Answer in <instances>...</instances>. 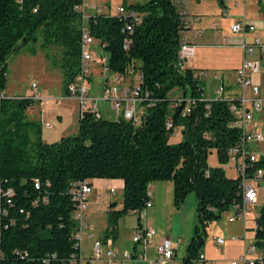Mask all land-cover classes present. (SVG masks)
I'll return each mask as SVG.
<instances>
[{
    "label": "trees",
    "instance_id": "trees-1",
    "mask_svg": "<svg viewBox=\"0 0 264 264\" xmlns=\"http://www.w3.org/2000/svg\"><path fill=\"white\" fill-rule=\"evenodd\" d=\"M182 2L121 0L123 14L104 3L106 9L87 18L90 34L108 54V71L139 87L138 120H108L83 111L74 135L43 142L36 131L31 139L25 120L33 99L5 97L7 60L39 39L42 46L60 47L62 91L68 95L80 69L81 0H0V264H80L74 182L123 181L121 207L108 204L103 240L116 238L122 216L144 208L151 182L172 181L177 207L194 193L196 224L183 264L197 257L207 225L240 199L242 176L225 172L241 129L234 125L230 100L208 98L199 72L179 65ZM175 88L182 97L170 99ZM176 129L182 136L173 143ZM212 152L214 166L207 162ZM248 162L244 177L264 170V156ZM255 223L253 244L263 252L264 205ZM262 259L247 264H264Z\"/></svg>",
    "mask_w": 264,
    "mask_h": 264
},
{
    "label": "rangeland",
    "instance_id": "rangeland-1",
    "mask_svg": "<svg viewBox=\"0 0 264 264\" xmlns=\"http://www.w3.org/2000/svg\"><path fill=\"white\" fill-rule=\"evenodd\" d=\"M98 2L112 3V12H116V7L120 3L117 0H98ZM254 4L253 16L248 21L254 25L257 31H263L264 17L260 16L263 12L258 6L257 1ZM234 12H241L240 6H234ZM89 13L87 12V14ZM222 18L216 19L218 28L214 31L215 36L219 40L225 36L227 43L221 44L219 42L216 45L213 43L212 45L203 47L196 46L194 57L189 59V63L188 61L184 63V65L193 64L192 68L196 72L203 71L206 74V77L201 79L205 93L210 99L217 97V90L220 86L225 87L228 93L236 91L235 72L242 65V61L237 65L241 60V50L235 48L234 45L236 43L229 40V30L225 26ZM94 49L95 51L92 53L93 62L90 70L91 76L87 81L89 95L96 103L103 118L108 120L119 119L120 116L118 113L110 108L111 103L103 100V87L113 78V74L106 69L108 54L99 47L98 41H95ZM61 56L62 52L60 47L55 45L42 46L41 39H39L36 43L23 45L16 54L11 55L7 60V83L4 94L5 97L10 99H22L24 97H31L33 99L32 105L25 111V120L29 123L27 128L33 141L36 138L34 135L35 131L39 132L43 142H53L59 140L62 136L74 135L77 132L81 112L80 103L76 99L78 97L77 91H74L75 94H72L73 92L69 89V85L67 87L69 94H63V74L60 67ZM257 59L258 49L255 48L254 54L252 56L247 55L245 61L251 62ZM252 78L256 79L258 77ZM259 79L260 82L258 81V83L261 85L264 94V73L260 75ZM129 82V77L124 78L123 83L125 85ZM181 94V90L175 88L170 91L169 98H181ZM261 122L262 125L257 130L264 132V121ZM252 126L253 123L249 124L247 128ZM181 136V130L176 129L170 137V142L174 143L179 141ZM263 147L264 143L259 146V148ZM207 162L210 166L218 164L215 152L209 154ZM225 174L229 177L233 176L229 170ZM167 185H169V189H167ZM254 186L258 192V199L253 207H248V218L245 223L242 221L228 222L227 217L229 212L226 211L222 213L219 219L207 225V234L201 252L213 256L214 259L207 258L208 260L216 261L215 264H230L232 260L236 259V254L241 243H252L253 229H247L245 231L244 239L239 237H242L243 234V224L251 226L260 208L264 205V184H260L259 186L254 183ZM149 190L153 193V206L141 210V213L146 215L145 219H142L141 222H155L157 225L155 227L159 230L162 237H167L172 242L181 239L182 242L177 246L175 259L173 258V260L161 263L181 264V258L185 254L186 245L189 242V238L196 224L195 195L194 193H189L184 203L182 202L177 207L173 199L172 181H154L149 184ZM99 193L101 194L100 196H98ZM88 201L87 213L90 218L94 237H97L102 234V228L107 221L108 203L116 202V208H120L122 192L117 190L115 193H110L108 189H93ZM139 215V212L128 213L118 222L119 231H121L119 246L126 248L123 250H132V237L134 227L138 223ZM231 235L236 236L239 240L231 241ZM217 236L225 238V244L217 245L215 243ZM88 243L89 241L85 239V244ZM218 256H220L219 259L217 258ZM194 264L199 263L195 261Z\"/></svg>",
    "mask_w": 264,
    "mask_h": 264
},
{
    "label": "built area",
    "instance_id": "built-area-1",
    "mask_svg": "<svg viewBox=\"0 0 264 264\" xmlns=\"http://www.w3.org/2000/svg\"><path fill=\"white\" fill-rule=\"evenodd\" d=\"M95 1L96 0H81L79 6L84 17L80 44V69L76 81L69 85V89L72 90V94H75L74 91H77L78 97H76V99L80 103V115H82L83 111L90 110L95 112L97 116L102 117L96 103L89 95L87 84L91 76L90 70L93 62L92 53L95 51L94 45L96 39L90 34L86 21L89 16L107 8L103 2L99 3ZM87 12L90 13L87 14ZM116 13H124V7L121 4L116 7ZM185 28H188L187 20H185ZM230 29L234 33H241L243 35L255 31L254 25L242 20L233 22ZM126 30L131 31V26L127 25ZM98 45L100 47L99 42ZM242 48L244 52L249 55L253 53L255 48L258 49L264 61V38L253 37L250 42H243ZM194 52L195 45L190 43L186 37H183L178 55L179 65L183 67L184 63L193 57ZM259 71V63L244 61L235 72L236 91L228 93L223 86H220L217 90V97L230 100L231 110L236 119L234 125L239 127L242 133L240 142L229 150L230 161L228 165H226V170L231 171L233 175L242 176L240 188L241 197L240 199L235 198L231 201L230 209L228 210V222L244 220L246 218L248 207H252L257 202L258 198V192L254 183L259 186L260 184H264V180H260L264 174V170L262 169L256 170L255 176L251 179L243 176L245 167L249 164L248 161L253 162L264 156V147L259 148V146L264 143V132L257 130V128L262 125L261 121H264V96L260 94L259 86L255 84L252 79V75L257 74ZM198 75L201 78L206 77L203 71H200ZM123 81V77L113 74V78H111L110 82L103 87V100L111 103L110 108L118 113L120 118L137 122L138 103L140 101L138 95L139 87L136 82L131 84L129 82L125 85ZM33 87H35V85H33ZM252 123L253 126L247 128V126ZM35 183L37 187L38 181L36 180ZM72 187L71 193L73 194L74 200L77 202L76 208L72 213V218L75 222L74 237L76 238V245L79 248V262L81 264V241L84 237H92L91 232H89L87 210L88 197L93 191V186L85 180L74 182ZM110 192L113 193L114 189L111 188ZM151 205L148 199L144 207L149 208ZM256 217L254 218V227L256 226ZM155 235L156 232L152 227H140L135 230L132 242L141 246L150 245L153 243ZM215 240L218 245H223L226 242L223 237H217ZM230 240L234 241L237 240V238L231 236ZM109 244V239H94L91 246V261H103L106 264H129L134 257H136L132 251H116L111 248ZM156 254L157 263L172 260L174 258L172 241L169 238L161 239L156 245ZM257 258H263L262 260L264 261V251L261 252L254 244H251L246 249L244 255L237 260H232L230 264L252 263ZM196 260L200 262V264H213V261L208 260L202 253L197 255Z\"/></svg>",
    "mask_w": 264,
    "mask_h": 264
},
{
    "label": "crops",
    "instance_id": "crops-1",
    "mask_svg": "<svg viewBox=\"0 0 264 264\" xmlns=\"http://www.w3.org/2000/svg\"><path fill=\"white\" fill-rule=\"evenodd\" d=\"M118 1L120 2L121 0H117V2ZM256 1L258 3L259 7H260V4L263 6V10L260 8L261 11L263 12V14L262 15L260 14V16L264 17V0H221V2L219 0H183L179 11H180V14L182 15V19L187 20V23H188V28H185L183 31L184 37H186L190 43L194 44L195 47L196 46L203 47V46H207V45H212L213 43H214V45H216L219 42L221 44H226L227 38L225 36H223L219 40L218 37L215 36V31H214V30H217V28H218V22L216 21V19L223 17L222 20H223L225 26H227L228 30H229V35H228L229 40L232 41L233 43H236L234 45L235 48H239L241 50V53H240L241 54V60L237 64V65H239L241 63V61L243 63L245 61L246 56L249 55V54L244 52V50L242 48V43L243 42H245V43L250 42V40L253 37H259V38L263 39L264 38V30L263 31H257L255 29L254 32H248V33H245L243 35L241 33L232 32L229 27L235 21L242 20V21L249 23L248 20L253 16L252 12H253V9L255 8L254 3ZM95 2H98V0H96ZM109 5H110V9L112 10V8H111V7H113L112 3L109 2ZM234 6H240L241 12H239V13L234 12ZM196 18H198V19H196ZM249 24H251V23H249ZM253 54H254V51L249 56H252ZM194 55H195V52H194ZM194 55H193V57H194ZM189 62L190 61H188V63ZM251 62H257L260 65V71L257 74L252 75V77H258V78H256V79L252 78V79H253L254 83L259 86L260 94L262 96H264L263 91H262V87L258 83V81L260 82V79H259L260 75L264 73V61H263L259 51H258V59L255 61H251ZM192 65L193 64H187L186 66L193 67ZM231 92H234V91H231ZM151 186H152V184H151ZM168 187H169V185H167V189H169ZM111 188L114 189L113 193H115L117 190L122 192L123 181L121 179H94V181H93V189L94 190L95 189H99V190L100 189L101 190L108 189L110 192ZM172 191H173V183H172ZM100 195L101 194L99 193L98 196H100ZM147 196H148V199L150 200V202L152 204L151 205V207H152L153 206V202H152L153 193L149 190V186H148V190H147ZM187 196L184 198L183 203L186 200ZM89 197H90V195H89ZM88 205H89V201H88ZM151 207H149V208H151ZM131 213H136V212L134 211ZM139 213H140V215L138 218V223H137V226L134 227V232H135V230H137L140 227H152L155 230L156 235L154 237L153 243L150 245L141 246L138 244H134L132 242V250L131 251L133 252V254L136 255V257H134V259L129 264H161V263H157L156 245L164 237H162L159 230L156 229L155 226H157V225L155 224V222L154 223H153V221L152 222H143V221L141 222L142 219L143 220L145 219L146 215L144 213H141V211H139ZM247 218H248V211L246 213V218L244 220H237V221H242L243 223H245L247 221ZM87 219H88V225H89V232H91L92 237L91 238L84 237L83 240L81 241L82 242L81 243V249H80V254L82 257L81 264H106L103 261H100V262L93 261V260L91 261L92 242L94 239H99V238L102 239V234L106 228V224L102 228V234L100 236L94 237V233H93V230L91 228L92 226L90 223V218L88 216V213H87ZM120 219L118 220V222L120 221ZM237 221H234V222H237ZM230 223H233V222H230ZM253 228H254V223H252L251 226H246L245 224H243V227H242L243 234H242V237H239V238L244 239L245 231L247 229H253ZM192 234H193V232H192ZM192 234H191V237H192ZM231 236H234V235H231ZM191 237L189 238V242L191 240ZM120 238H121V231H119V223H118L117 224L116 238L114 240L109 239L110 247L115 249L116 251H122L123 249H126V248H121L119 246V242H120L119 239ZM239 238H237V240H235V241H238ZM85 239L89 241L88 244H85ZM181 242H182L181 239H177L176 242H172L173 248H174V259L177 255V246H178V244H181ZM189 242L187 243L186 248H187ZM252 242H253V240H252ZM204 243H203V245H204ZM215 243H216V240H215ZM251 244H253V243H249V242H243V244L241 243V245H239V250L237 251V254H236V259H234V260H237L242 255H244L246 252V249ZM203 245H202V247H203ZM202 247H201V250H202ZM186 248H185V254L181 258V264H183L182 259L186 255ZM201 250L198 252V254L202 253ZM202 254H204V253H202ZM205 254H204V256L206 258L209 257L210 259H212V258L214 259L213 256H211L209 254H206V255ZM217 258L219 259L220 256H218ZM217 258H215V259H217ZM195 261L198 262L195 258L192 260V264H194ZM215 262L216 261H214L213 264H215ZM198 263L200 264V262H198Z\"/></svg>",
    "mask_w": 264,
    "mask_h": 264
}]
</instances>
